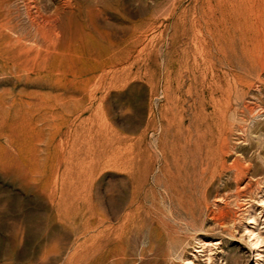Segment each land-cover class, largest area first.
<instances>
[{
    "label": "rangeland",
    "instance_id": "rangeland-1",
    "mask_svg": "<svg viewBox=\"0 0 264 264\" xmlns=\"http://www.w3.org/2000/svg\"><path fill=\"white\" fill-rule=\"evenodd\" d=\"M0 264H264V0H0Z\"/></svg>",
    "mask_w": 264,
    "mask_h": 264
},
{
    "label": "bare ground",
    "instance_id": "bare-ground-1",
    "mask_svg": "<svg viewBox=\"0 0 264 264\" xmlns=\"http://www.w3.org/2000/svg\"><path fill=\"white\" fill-rule=\"evenodd\" d=\"M169 67H170V62H167V64L165 62L162 63V69L164 72V76H163V78H164V91L166 94H167V92L169 90V86H170V76H169V72H168ZM207 88L209 91L208 97L205 98L202 96V98H201L202 93H200V94L196 95V98L192 99L194 108L196 110L198 109L197 104L203 105L202 116L204 117L205 122L208 120L212 121L218 114H220V106H221L220 100H221V93H222L221 86H220V84H218V82H214L212 88H210L209 86ZM207 88H205V89H207ZM213 94H214V96H212ZM207 105H211V111L209 113L205 111V107ZM198 116L199 115H197V117H196L197 121H199ZM195 132L196 133L198 132V127L195 128ZM187 133H188L187 134L188 136L186 138L188 140H191L193 138L192 132L190 130H187Z\"/></svg>",
    "mask_w": 264,
    "mask_h": 264
}]
</instances>
